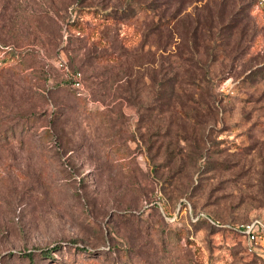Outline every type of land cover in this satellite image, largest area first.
Instances as JSON below:
<instances>
[{
  "label": "rangeland",
  "instance_id": "obj_1",
  "mask_svg": "<svg viewBox=\"0 0 264 264\" xmlns=\"http://www.w3.org/2000/svg\"><path fill=\"white\" fill-rule=\"evenodd\" d=\"M253 218L264 0H0V264H260Z\"/></svg>",
  "mask_w": 264,
  "mask_h": 264
},
{
  "label": "built area",
  "instance_id": "obj_2",
  "mask_svg": "<svg viewBox=\"0 0 264 264\" xmlns=\"http://www.w3.org/2000/svg\"><path fill=\"white\" fill-rule=\"evenodd\" d=\"M74 77L73 86L76 89V94L79 95L82 93L80 72H76ZM234 227L244 236L246 252L258 255L264 264V224L259 219L253 218L248 221L237 222Z\"/></svg>",
  "mask_w": 264,
  "mask_h": 264
},
{
  "label": "trees",
  "instance_id": "obj_3",
  "mask_svg": "<svg viewBox=\"0 0 264 264\" xmlns=\"http://www.w3.org/2000/svg\"><path fill=\"white\" fill-rule=\"evenodd\" d=\"M95 13H97L98 15H101V16H103L106 20H114L116 17H117V15L115 14V13H109V12H105V13H103V12H95ZM78 28H80V26L78 25L77 26ZM81 29V28H80ZM8 52L9 51H7V50H5V54H8ZM4 55V54H3ZM3 55H2V57H3ZM9 57H12V53L10 54V56ZM7 58H4V60H2V61H5ZM210 222H211V224L212 225H214V226H221V227H225L226 229H228V230H231V231H233V232H235L237 235H239L240 236V239H241V244H242V247H243V250L246 252V250H245V245H244V236H243V234L241 233V232H239L235 227H234V224H236L237 222H234V223H230L229 225H224V223H221V222H219L220 224H218L217 223V220L216 219H211V220H209ZM246 221H248V220H246ZM60 247L61 245L58 243V245L57 246H54V249L55 248H57V247ZM76 247H78V246H76ZM41 253H44V254H49L50 253V251L48 252V249L47 248H45V249H41ZM247 253V252H246ZM249 254V253H248ZM26 255H28L29 257H31L32 255H31V252H27L26 253ZM251 255H253L254 256V258L255 259H257L258 261H259V263L260 264H262V262H261V260H260V258H259V256L258 255H256V254H251Z\"/></svg>",
  "mask_w": 264,
  "mask_h": 264
}]
</instances>
